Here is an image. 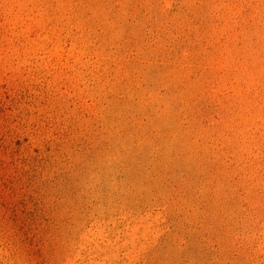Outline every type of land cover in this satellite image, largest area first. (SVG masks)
<instances>
[{
  "label": "rangeland",
  "instance_id": "374dc122",
  "mask_svg": "<svg viewBox=\"0 0 264 264\" xmlns=\"http://www.w3.org/2000/svg\"><path fill=\"white\" fill-rule=\"evenodd\" d=\"M0 264H264V0H0Z\"/></svg>",
  "mask_w": 264,
  "mask_h": 264
}]
</instances>
